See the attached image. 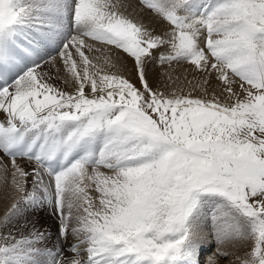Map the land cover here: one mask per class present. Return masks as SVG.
I'll list each match as a JSON object with an SVG mask.
<instances>
[{
    "label": "snow or ice",
    "instance_id": "snow-or-ice-1",
    "mask_svg": "<svg viewBox=\"0 0 264 264\" xmlns=\"http://www.w3.org/2000/svg\"><path fill=\"white\" fill-rule=\"evenodd\" d=\"M139 4L170 30L122 0H0V158L15 193L0 264H200L207 205L217 255L250 240L237 259L264 264V0ZM53 52L72 92L42 71H61ZM123 58L140 87L109 71ZM156 61L205 74L201 95L154 90ZM213 73L232 104L209 98ZM49 219L54 233L37 227Z\"/></svg>",
    "mask_w": 264,
    "mask_h": 264
},
{
    "label": "rangeland",
    "instance_id": "rangeland-1",
    "mask_svg": "<svg viewBox=\"0 0 264 264\" xmlns=\"http://www.w3.org/2000/svg\"><path fill=\"white\" fill-rule=\"evenodd\" d=\"M207 2V0H201V3H205ZM122 3L126 6L124 9H122V11H124L125 15L130 16L132 19L138 21V22H142L146 25H149L150 29H154L156 34H163L165 31L170 30L169 26L163 22L161 20L160 25H158L157 23H146L144 21H142L140 19V17H142L143 15L147 18H152L154 15L151 14L149 12V10H147L146 8H143L140 4H139V0H122ZM135 5V8H134ZM159 18V17H158ZM160 19V18H159ZM160 26H163V30H161V32H159V28ZM32 35H35L34 33ZM24 43H27V41H22ZM25 46H28V44H26ZM53 56L58 57L57 53H53ZM96 55H100L99 53H97ZM114 57L115 54H110ZM45 59H48L47 57ZM101 63L103 62L102 60L100 61ZM114 62L117 63V68L115 69H109V71H119L121 74H125L123 76H125L126 78H128V76L126 75L125 70L121 71V69L119 68V64L117 61ZM125 68L127 71H130L132 69V61L130 59L127 58H123L119 61ZM50 63L45 64L42 68L43 72L46 73H50L52 79H51V83L59 88L62 89L66 92H72L73 89L70 85H66L63 82V78H64V72H63V68H60L62 71V75L58 76L56 75L53 70L52 67L49 66ZM159 71L161 72L163 75H175L178 76L181 81H185L186 78H194L197 79L199 82H201L204 78H205V74L197 72L194 69V66L187 64V63H182V64H176V63H172L171 65L168 64H163L160 65L158 61L154 62L149 75H148V80L150 81L151 79V74H153V72ZM202 75V76H200ZM199 76V77H198ZM203 78V79H202ZM130 80V82H132L133 84H135L137 87H140L137 78H128ZM209 79V84L205 85L206 88H208L210 90V92H208V96L209 98H211V96L215 95L221 103H226V104H232L234 102V100L232 99H228L227 98V93L224 92V86L220 84V82L216 79L215 74L213 73L211 76L208 77ZM137 81V82H136ZM160 83V82H159ZM158 83V84H159ZM233 88L235 91L240 92V87H239V81H237L234 85ZM160 89L159 91L164 92L165 94H169L171 93L173 90H177L180 91L181 88L178 84H172L171 86H168L164 83H162V85H160ZM87 91V89H86ZM189 93L188 89H183V91L181 92V94L183 95H187ZM192 96L197 97L201 95V92L198 90L192 91L191 92ZM4 120V116L2 113H0V121ZM5 157H2V159ZM0 158V162H2L3 164H7L8 167H11L7 158L2 160ZM6 160V162L4 163V161ZM2 163H0V165H3ZM2 167H0V178L5 176V173L3 171V168L1 170ZM7 181L8 183H3L2 186H0V216L3 215V213L6 211L7 207L11 204L12 199L15 196V193L12 191L11 186H10V170L7 174ZM31 187V184L29 183V188ZM93 195H95V193H93ZM211 211H212V206L211 205H207L205 207V210L202 214V217L199 221V223L196 226L197 232L200 236V238L202 239V247H203V253L202 255H200L199 259H200V264H206V261L208 260L209 257H212L215 259V264H240V261L237 259V257L240 258H244L245 254L250 251V246H251V241H241L238 242L236 244H228V245H224L221 246L219 248V251L221 252H228L229 255L228 256H220L217 255V245H216V241L213 238L212 235V227H211ZM47 215V214H46ZM46 227L48 228L50 231H53V233L55 232V229L52 227V220L49 219L48 222L45 224L43 221H41L40 223L37 224V227ZM69 243H73L75 242V239L70 235L69 236ZM50 246V245H49ZM71 254L69 253V256ZM67 256V255H65Z\"/></svg>",
    "mask_w": 264,
    "mask_h": 264
},
{
    "label": "bare ground",
    "instance_id": "bare-ground-1",
    "mask_svg": "<svg viewBox=\"0 0 264 264\" xmlns=\"http://www.w3.org/2000/svg\"><path fill=\"white\" fill-rule=\"evenodd\" d=\"M134 8H135V5H134ZM140 19L142 20V21H144V22H146L147 24L148 23H157L158 25H160V23H161V19H159L158 17H156V16H153L151 19L150 18H147V17H145L144 15L142 16V17H140ZM163 26H160V28H159V32H161V30H163ZM54 55V54H53ZM57 58V64H58V66L60 67V68H63V65H62V63L61 62H59V57H56ZM118 64H119V68L121 69V71H124L125 70V72H126V75L128 76V78H136V76L134 75V73L130 70V71H127L126 70V68L120 63V62H118ZM50 67H52V70H53V72L56 74V75H58V76H61L62 75V71H60L59 73H57V70H56V68L55 67H53L52 66V63H50V65H49ZM122 75H125V74H122ZM200 76H202V75H200ZM199 77V76H198ZM127 78V79H128ZM194 78H196V77H194ZM194 78H186L185 79V81H181V79L178 77V76H175V75H169V74H167V75H163L161 72H159V71H156V72H153V74H151V79H150V81H149V84H150V86L154 89V90H156V89H158V90H161L160 89V85H162V83H164V84H166V85H168V86H171L173 83L174 84H178L179 86H180V88L181 89H188L189 91H195V90H198V91H200L198 88H194V86L195 85H197V84H199L200 82L197 80V79H194ZM203 79V78H202ZM137 82V81H136ZM160 82V83H159ZM189 82H191V84L189 83ZM202 82V81H201ZM138 83V82H137ZM159 83V84H158ZM207 91L208 92H210V90L207 88ZM2 159V158H1ZM3 159H5V158H3ZM2 159V160H3ZM8 160V159H7ZM6 162V160L4 161V163ZM0 163H2V162H0ZM18 163H20V165L22 166V167H26V168H28V170L30 171L31 170V166H28V165H26V163L25 162H23V161H18ZM3 164V163H2ZM3 165H5V164H3ZM7 165V164H6ZM9 168V170H10V167H8ZM1 170H2V168H1ZM10 178H11V176H10ZM65 255H67V256H69V253H65ZM209 259V258H208Z\"/></svg>",
    "mask_w": 264,
    "mask_h": 264
}]
</instances>
